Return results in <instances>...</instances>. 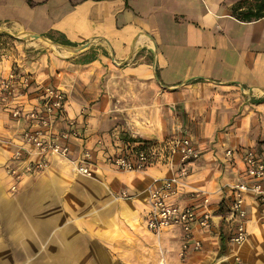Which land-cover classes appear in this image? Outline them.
<instances>
[{"label": "crops", "instance_id": "obj_1", "mask_svg": "<svg viewBox=\"0 0 264 264\" xmlns=\"http://www.w3.org/2000/svg\"><path fill=\"white\" fill-rule=\"evenodd\" d=\"M159 1L166 0H0V38L12 46L0 51V79L15 72L34 87L60 88L65 116L83 134L68 159H48V168L25 176L12 196L6 169L17 167L11 154L24 122L10 118L13 101L0 104L1 259L150 264L155 253L157 264H167L166 249L181 251L184 237L179 229L150 233L145 215L152 182L179 168L167 145L189 138L167 132L188 129L206 139L189 138L200 157L169 202L190 205L191 191H203L214 219L209 232L194 227L202 248L183 264H232L234 255L264 264V207L246 197L241 247L230 244L233 224L223 216L243 172L241 156L228 160L225 151L264 147V19L236 20L230 9L239 0H169L167 9ZM160 18L181 40L163 41ZM139 140L156 141L159 162L141 172L107 162ZM84 151L94 160L91 177L75 171ZM221 234L228 251L218 257Z\"/></svg>", "mask_w": 264, "mask_h": 264}, {"label": "built area", "instance_id": "obj_2", "mask_svg": "<svg viewBox=\"0 0 264 264\" xmlns=\"http://www.w3.org/2000/svg\"><path fill=\"white\" fill-rule=\"evenodd\" d=\"M35 84L29 76L15 72L0 79V104L7 106V102L13 101V104L9 103L10 118L16 123L24 122L20 140L13 142L11 154V161L17 167L6 169L10 181L9 193L12 196L17 194L18 185L25 176L45 171L49 165L48 159L52 157L68 159L71 144L83 140L77 121L65 116L64 92L51 85L34 87ZM98 142L102 143L101 140ZM157 146L155 144L147 149L146 146L140 148L139 144L127 143L123 148L119 147L116 154L108 155L107 162L120 171H145L160 161V146ZM167 146L170 155H178L179 168L171 178L152 182L145 226L155 235L167 229H179L184 237L180 257H185L189 251L201 250V242L194 239V227L197 226L205 232L211 231L214 214L209 210V196L203 191H191L195 202L190 205L181 206L169 202L184 186V180L189 176V166L200 157V152L185 137L175 139ZM236 154L241 156L242 177L230 187V199L223 216L228 223L233 224L229 236L230 244L239 247L247 241L248 236L246 197H252L258 205L264 207V147L225 151L228 160H232ZM167 159L168 155L164 157V160ZM74 164L79 175L92 176L94 160L89 151H84ZM122 196L127 195L122 193ZM232 264L244 263L240 256L234 255Z\"/></svg>", "mask_w": 264, "mask_h": 264}, {"label": "rangeland", "instance_id": "obj_3", "mask_svg": "<svg viewBox=\"0 0 264 264\" xmlns=\"http://www.w3.org/2000/svg\"><path fill=\"white\" fill-rule=\"evenodd\" d=\"M157 4L160 7L167 9L171 5V2L169 0H166L163 2L159 1V2H157ZM158 20L160 22H163L161 25H159V28L163 32L162 33L163 41L166 42V40L167 41H179V40H181V35L178 34L177 29L172 28L173 26L170 25V20L168 18H162V19L160 18ZM11 47H12L11 41L9 39H3V38L1 39L0 38V51L3 50V52H8L9 50H11ZM167 133H169V135H170L167 138H171L174 134L180 133L182 136H188L190 139H192L193 141H196V142H201L204 139H206L203 137H199L197 135L198 131H193V130H188V129L187 130H180L179 132L178 131H168ZM125 137H127V136H125ZM124 139L125 138H123V140ZM149 142H151V143L149 145H146L147 149L150 148L151 146L155 145V144L157 145V143H155L156 141H154V140L149 141ZM241 246H239V247H241ZM166 252H167V256H166L167 264H183L184 263V257H180L181 251H177V249L174 246L169 245V247L166 249ZM161 260L162 259L160 258V261ZM157 261L160 262L159 259L156 258L155 253H154V256H153L150 264H157ZM0 264H20V263H18L17 258L9 257V258H4V259L0 258Z\"/></svg>", "mask_w": 264, "mask_h": 264}, {"label": "trees", "instance_id": "obj_4", "mask_svg": "<svg viewBox=\"0 0 264 264\" xmlns=\"http://www.w3.org/2000/svg\"><path fill=\"white\" fill-rule=\"evenodd\" d=\"M232 16L240 22H252L259 19H264V0H239L234 6L230 9ZM2 34L0 35V37ZM141 147L149 145L151 142L146 140L137 141ZM139 148V146L137 147ZM222 210L219 209L218 212ZM225 237L220 235V250L218 257H222L227 253L228 247Z\"/></svg>", "mask_w": 264, "mask_h": 264}]
</instances>
